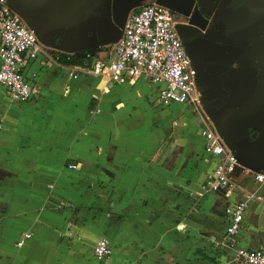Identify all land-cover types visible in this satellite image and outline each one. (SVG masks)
<instances>
[{
    "label": "crops",
    "instance_id": "crops-1",
    "mask_svg": "<svg viewBox=\"0 0 264 264\" xmlns=\"http://www.w3.org/2000/svg\"><path fill=\"white\" fill-rule=\"evenodd\" d=\"M191 1L195 9L174 22L202 111L166 112L162 134L144 137L136 87L147 80L103 94L107 82L84 73L117 39L132 0H7L42 50L76 62L39 53L25 72L28 102L2 87L0 264H234L236 248L264 246V184L252 178L264 172V0ZM205 127L238 159L227 195L206 187L216 158L199 139ZM247 194L255 198L227 236L223 210ZM101 238L112 249L104 262L93 256Z\"/></svg>",
    "mask_w": 264,
    "mask_h": 264
},
{
    "label": "built area",
    "instance_id": "built-area-1",
    "mask_svg": "<svg viewBox=\"0 0 264 264\" xmlns=\"http://www.w3.org/2000/svg\"><path fill=\"white\" fill-rule=\"evenodd\" d=\"M39 53L54 64L61 63L59 55L52 56L41 49L38 37L9 8L7 0H0V86L12 101L24 103L33 97L34 90L25 72ZM103 53L104 58L94 59L84 68V73L107 82L109 86L102 89L103 94H108L112 86L145 78L156 87L159 105L180 104L192 107L194 112L202 111L197 72L175 29L169 9L156 3L137 8L128 15L120 38L106 46ZM91 57L88 53L85 56L86 60ZM69 58L65 56L66 60ZM200 137L205 154L216 158L206 187L211 192L223 191L227 195L236 188L232 174L239 167L238 159L213 129L203 128ZM68 167L75 168L73 164ZM252 178L264 184V172L254 173ZM252 198L254 195L247 194L243 200L224 208L227 236H234L239 231L248 201ZM29 238L31 234H24L17 246L21 247ZM111 255L108 241L104 238L97 240L93 247L94 258L104 262ZM233 263L264 264V246L257 250L236 248Z\"/></svg>",
    "mask_w": 264,
    "mask_h": 264
},
{
    "label": "rangeland",
    "instance_id": "rangeland-1",
    "mask_svg": "<svg viewBox=\"0 0 264 264\" xmlns=\"http://www.w3.org/2000/svg\"><path fill=\"white\" fill-rule=\"evenodd\" d=\"M136 88L142 91L141 94L143 97L142 101H140V105H139L140 108L138 111L143 113V117L146 119L145 121H143V124L141 126L142 130H140V132H136V134H141V135L144 134V137L150 136L152 135V133H153L152 136H156L157 135L156 132H158L159 134H162L160 131H162L163 128L167 126V120H168L165 117V113L169 112V115H172L173 118H177L179 115L182 114V112H184L183 108L185 107V105L171 104L166 107V106L157 104L156 102L157 96H156V93L154 92L156 87L152 85L151 83L149 84L147 83V81L141 79L137 82ZM148 92H149V95H148V98H146L145 96ZM0 98L4 103L9 102L8 98L4 95V91L2 87H0ZM84 99L86 102H88V104H91L92 107H95V105L97 104L96 102L92 101L89 98V96H86ZM12 104L16 105L17 103H12ZM187 109L188 110L185 111V116L186 117L192 116V113L190 111L192 107H188ZM195 115L198 116L199 114H195ZM154 123L159 126L157 129L155 128L156 126L154 127ZM192 128L191 129L194 133V136H197V129H199L200 126L195 125V126H192ZM135 129L139 130L140 128H135ZM200 132L201 131L198 132V136H199V139L202 140L200 137ZM131 134H135V132Z\"/></svg>",
    "mask_w": 264,
    "mask_h": 264
},
{
    "label": "water",
    "instance_id": "water-1",
    "mask_svg": "<svg viewBox=\"0 0 264 264\" xmlns=\"http://www.w3.org/2000/svg\"><path fill=\"white\" fill-rule=\"evenodd\" d=\"M153 2H156L157 4L168 8L169 10H171L172 12H174L176 14H186V13L189 14L190 13V5L186 4V0H132L131 4H132V7L134 9H137L139 7H142V6L149 5V4L153 3ZM125 22H126V20H125ZM125 22H124V24H125ZM124 24H123V27H124ZM123 27L121 28V30H119L117 39L115 41H113L112 44L115 43L120 38L121 32L123 30ZM86 54L87 53L84 54V57L86 56ZM88 54L93 56L92 53H88ZM214 106H216V105L214 104Z\"/></svg>",
    "mask_w": 264,
    "mask_h": 264
},
{
    "label": "flooded vegetation",
    "instance_id": "flooded-vegetation-1",
    "mask_svg": "<svg viewBox=\"0 0 264 264\" xmlns=\"http://www.w3.org/2000/svg\"><path fill=\"white\" fill-rule=\"evenodd\" d=\"M153 3H156V2H153ZM152 4V3H151ZM157 4V3H156ZM186 4L188 5H190V12H192L193 11V9H195V4H193V2L191 1V0H186ZM150 5V4H149ZM166 8V7H165ZM168 9V8H167ZM171 11V10H170ZM187 11V10H186ZM172 12V11H171ZM172 14H173V17H175L176 15L177 16H179V15H181V14H176V13H174V12H172ZM194 17V15H192V18ZM194 19V18H193ZM181 39V38H180ZM183 44V43H182ZM185 48V47H184ZM197 72V71H196Z\"/></svg>",
    "mask_w": 264,
    "mask_h": 264
},
{
    "label": "trees",
    "instance_id": "trees-1",
    "mask_svg": "<svg viewBox=\"0 0 264 264\" xmlns=\"http://www.w3.org/2000/svg\"><path fill=\"white\" fill-rule=\"evenodd\" d=\"M60 62L63 65H72L73 63L76 62V60L75 59H72V58H70L69 60H66L65 57L60 56Z\"/></svg>",
    "mask_w": 264,
    "mask_h": 264
}]
</instances>
